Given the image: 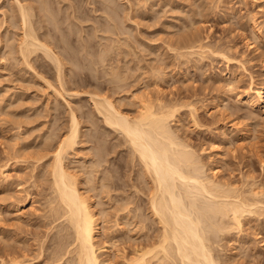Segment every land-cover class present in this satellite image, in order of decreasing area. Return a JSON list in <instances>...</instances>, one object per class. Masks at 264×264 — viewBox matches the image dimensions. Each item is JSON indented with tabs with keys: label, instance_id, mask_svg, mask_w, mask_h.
<instances>
[{
	"label": "rangeland",
	"instance_id": "374dc122",
	"mask_svg": "<svg viewBox=\"0 0 264 264\" xmlns=\"http://www.w3.org/2000/svg\"><path fill=\"white\" fill-rule=\"evenodd\" d=\"M12 1L14 2V0H0V7H2V3H3V5L6 6V7L4 6V8L2 7L5 10V12L7 10L8 12L10 11L9 9L10 6H11L12 11L13 9L16 10L18 6H14V8L12 9V6L16 3V1L13 5H12ZM10 2H11V5H9ZM147 2L148 0H128V1L127 0H118V1L115 0V3L118 4V6L120 5L118 9L120 10L121 8L122 10H124V12L122 10L120 11L118 10L116 14H120V16H122L121 12H123L122 13L123 16L124 14L126 15V17L124 16L123 18L127 19V20L126 19L124 20L121 18L120 20H122V23L121 21L119 23L120 17H118L119 15H115L118 18L117 19L118 24L122 25L123 23L124 24L126 23L124 25L126 29L120 26L122 28L121 32H124V30L129 29L131 36L127 35V32H129V30L125 31L124 34L121 33V35L123 34L126 37H124L123 35L122 36L119 35L120 33L118 35L110 34V33H106L107 31H103V30L102 31L99 30V33L97 34V36L95 34L92 35V38H93L92 45L94 43V45L92 46V49L94 51H95L94 46H97V45L99 46L103 43H104L103 45H105V42L102 39L106 37H110L111 39V37L114 36L115 39L119 38V40H121L117 42L120 43L118 45H121L120 47L122 48H120L116 44L115 45L116 49H114L113 51L115 50L117 51L115 52L112 51L111 55L109 56L110 57L112 55L113 56L111 58H109L108 56L107 59L105 60L107 62L105 63L108 64V61H109L108 58L110 59L111 63L114 62V59H115V62L113 63V65L115 64L116 66L115 65L114 66L118 68H114V66L110 64V61H109V64L113 66V68L109 64L108 65L110 66V68H112V70L119 69V71L122 72L123 76L128 78L125 84L126 86L124 85L125 90L122 88L123 86L121 87V90H120V87L117 88V90L115 89L116 92L114 89L111 88V86L113 87L115 83L112 82L114 85L111 83L112 75L110 76V72H109L110 70L108 71L109 73L107 74V76L108 75L110 76L111 78L110 80H109V77L107 80L106 78L107 76L104 75L106 74L105 70L107 71L108 69L107 67H105L107 65H103L105 70L101 69V64H105L103 62V63H98V67H96V68H100V69H97L98 72L96 71V68H94V66H92L94 69H91L92 71L90 70V73L91 72L94 73L96 76H99V78L98 77L95 78L96 76H93L91 77L92 79H90V75H89L88 77L90 81L85 80L82 82L83 85L80 87L81 89L80 88L78 89L80 93H78L77 96L76 94H74L75 96H72L70 98L69 95L66 94L65 98H62L61 95H60L61 96L60 98V96L58 95L54 96L55 93H53L54 90H52L53 86H50L49 84L45 83L43 81L44 80L43 77H42L43 78L42 80L40 78V76H44L45 78H48L49 80L52 79L56 81L55 75H54L56 71L55 72L54 70L51 71V69L52 68L54 69V67H52L51 69L50 67L49 69L46 68L47 67L46 64L48 62L44 64V66L42 67L37 65V63H36L37 65L36 66L34 63L31 65V67L27 68V66L29 65L26 62H24L23 58L21 59L22 57L21 55L20 56L18 55L19 52L16 51L17 46H14L13 48V50L15 49L14 50L15 53L9 52L8 54H10L9 56H11V53L15 54V55L12 54V60H13V56L14 57L19 56L14 60L19 59L21 62L17 61L14 65L15 61L14 62L11 61V58L8 59V55L7 57L4 56L6 59L5 58H3V60L0 59L1 60L0 64L2 63V65H0V164H3L5 162L9 163L10 164L9 171L11 172V173L9 172L11 174L10 175L11 177H10V180H8V182L2 183V181L0 180V246L9 245L10 243L13 244L15 241H17L16 242L17 244L19 243L24 244V242H20L22 240L24 241V239H25V242L29 243V241L33 238L35 239L36 236H37L36 238H40L39 236H41V234H42L40 238L41 240L39 241H42V239L44 238L43 234L44 236H46L48 232L47 227L49 228V226L48 225L45 226V223L47 222L46 221L47 217L45 216V214L47 213H44L45 211L44 209H46L45 212L48 211V208H47L48 204L46 203L47 201L46 196L49 198V195L47 194L51 192L49 190L50 189L49 184L51 180V179L49 180V178H51V176L48 175L49 172L47 169L49 166L47 167L45 162L46 161L48 162V159L50 160L51 152L48 153V156L45 159H43V161L39 160L40 162H37L38 160H35L36 159L35 157L38 155L35 154V151L36 152L39 151V150L37 151V149H40L43 146L46 139H48V141L52 140V142L54 143L55 140L56 141L58 140L57 138L60 135H64V133L67 132L65 128L66 127L68 128L69 126V118H70L69 111H71V109H76L77 106L78 108L76 109V112L78 113V115H81L80 120L82 122L81 124L82 133L80 134L81 136L78 137V140L80 142L78 141L75 147L70 149L69 154H67L66 162L70 164L72 170L74 171L76 170L75 173L78 174L77 175L78 180H79L82 190L84 189L83 190L84 192L88 191L87 194L91 195L92 193L90 191H93L95 189V192L93 191L94 194H92L93 196L91 195L94 198L91 197V199L92 201H94V206H96L95 207L96 210L100 211V209L102 208H103L102 210H106L104 211L105 215L104 216L100 215V217L102 216L101 220L103 218V220L101 221V224L103 223L102 225L103 226L105 225L106 230H107L106 232L111 234L110 236H115L113 241L116 243H114L113 241L112 242L116 245H113L111 243L113 247L109 246V249L112 247L109 252L111 253L110 255H112V259L113 260L118 259L119 261L118 264H125V263L129 264L126 261L130 258V256L134 255V252H133L134 247H136L139 243L141 244V241H143L144 236L142 237L143 233H140V232H144V231L140 228L139 223H137L138 222L137 219H139V217L134 218V216H136L135 211L134 212L132 211V214L134 213V215H133V218H131L132 217L131 212H130V215H128L126 213L127 209L123 207V206H126V205H123L125 204L123 200L125 196L127 198V195L129 194L128 195L130 196L129 198L132 197L131 198L132 200H134V198L138 200V195L141 193L140 192L138 194L137 192L136 194L135 189L130 185L131 183H129L130 180L132 181V177H133V181L136 182L135 177L137 174L136 173L137 169L139 167V164H137V161H136L137 158L135 157L136 159H134V162L133 161L132 163L130 162L131 161L130 158L132 157L130 156L129 148L131 147L127 146L128 142L124 144V142L126 141H125V137L123 136V134L113 129L112 127H109L108 124L106 125L102 119V116L100 114L99 116L96 111H93L95 110V108H93L94 105L92 101V93H91L92 91L93 92L97 91L96 93L97 94L99 93V95L110 92L107 94L109 95L111 94L110 96L116 100L117 102L116 104H119L117 106L119 107L122 106L121 109L122 108L123 110L125 109V111L129 112L131 115H134L133 112L136 114L139 111L140 109L139 106H141L140 105L141 98L144 99L142 100V102L147 100L146 102H152V103L154 102V103L159 104L163 101V103L161 104L165 105L166 103V105L164 106L160 104L162 106V109H168L170 107L171 108L173 107L174 109L173 108L172 109L174 111L176 110L174 119L172 120L173 124L171 123L173 128L177 130V132L180 134L182 139L184 140L187 139L193 146L197 148V151L200 152L199 155L201 156V159L204 162L206 161L208 162V163L206 162L207 163L206 165L208 166L207 172L210 176L218 178V179H222L224 181L226 180L229 183L231 182L230 184L233 183L232 184L233 186L234 185L236 186L238 184L239 186L238 185L237 186L242 187L243 189L244 187L245 189H247V186L249 188L248 183L250 182L251 184L252 180H254L253 178H255V180H258L259 182L264 181V113L261 111L260 108L254 109V112L252 111L253 114L248 113L249 106L245 102V99L240 102L237 99V94H236L237 92L244 93V91L248 88L249 86L248 84L250 83V80H251L250 79L251 75L254 77L255 83H258V84L264 83V59L260 53L261 49L264 48V39L257 38L258 36L257 37L254 36L255 34L253 33L254 25H257L259 23L260 25L264 26V0H166V1L165 0H149V2L148 3ZM140 3H143L141 4L142 7L139 5ZM7 4L9 5V7ZM136 7L140 9H137ZM15 10L13 12H15ZM100 11H101V14H100ZM8 12H7L8 14L7 15L8 19H7L6 15L5 17H3L4 12L2 13V9H0V16L3 14L1 16V19L3 17L6 23L9 22L8 23L9 25H8V24H5L3 20L0 19L1 24L2 23L5 24V25L2 24L0 26V32H2V34L0 33V35H2L0 36V39L3 38L4 36L3 32H5L6 34V30L8 26H9L8 28L9 35H12L13 33L12 34L10 33L13 32L15 29L14 28L13 30H10L14 27V25H11L10 22H13L14 20L16 22L17 15H14V17L13 16L11 17L9 14L11 13L12 15L13 12H10V13ZM98 12L100 15L98 14ZM16 13H17V10H16ZM92 14L96 16L99 15L98 19L100 20L105 21L106 19L104 17L105 13L104 11H102V9H100L99 11L97 10L93 11ZM127 14L128 15L131 14L132 17L131 16L127 17ZM188 17L189 19L191 18L192 20L194 17L195 21L194 20L193 21L196 23H194L191 19L189 21V19H187ZM98 19L97 21H99ZM93 20L94 21H92V25H93V22H96L95 21L96 19H93ZM123 21H126V22H123ZM189 22H193V23H189ZM188 24H190L189 28H191V30H193L194 28L193 31L198 34V37L201 38V40L203 41L205 40L204 43L209 42L210 44L208 45H211V43L213 44V46L211 45V49L210 48L207 49L208 47L206 48V51L208 53L204 51L203 52L204 54H203L202 51H200L202 53L200 54V56L198 55L199 54L198 52H195L196 54L193 53L195 54V57L192 56L193 54L190 55V53H189V57H187L186 55L185 56L180 55V57H178L179 54L176 50H179L180 48L177 47L176 44L181 42V41L178 42V40H180L178 39L180 38L179 33H183L182 31L185 32L187 30L185 29V27ZM15 25H18L17 22ZM191 25H193L194 27ZM4 26L6 27V30ZM127 26L129 28H127ZM17 29H15L16 30L15 32L16 33L20 32L19 30L17 31ZM19 29H20V25H19ZM104 32H105V35H104ZM16 33L14 34L15 36L13 35L14 37L12 36L14 41H15ZM109 34L112 36H109ZM99 35H100V38H102L101 40L98 39ZM94 36L96 37L94 38ZM132 36H135V37L132 38ZM9 37L11 38V36H8L7 38ZM7 38L5 35V38H3V42H4V39L6 40ZM129 39H131V41ZM11 40L8 39V41H11ZM96 40L98 41L99 44L97 43ZM99 40L102 41V43H100ZM105 40L106 42L108 41L112 43L113 39L109 41V38H106ZM8 41L6 40L7 43H10ZM14 41H11V42H14ZM122 41H123L124 46H122ZM176 41L178 43L173 45V43H175ZM3 42L2 43L0 42V50L3 49L2 47H4V45L6 44V42L5 43ZM130 42H132V44H130ZM17 43H18V40H17ZM125 43H127V45ZM134 43L137 46V47L135 46L136 48L134 49L136 52L133 50ZM139 43L142 45H140ZM169 43L172 44V46ZM13 45H16V42L12 44V46ZM128 45H132L133 48ZM98 46L96 48H98ZM100 47L101 46H99L97 51H99ZM221 47L227 48L226 50H228L229 54L231 55V59H229L230 61L225 60L226 59L225 57H223L222 59V56H220V52H221L220 50L224 49V48L220 49ZM8 48L3 49L5 51V52L3 51V53L6 54V50ZM130 48L131 50H133L132 51L133 53L129 52ZM230 48H234L235 50L234 49L231 50ZM172 49L173 50L175 49L174 50L175 52ZM123 51L124 53L126 52L125 55L129 56V58L124 55ZM127 51L129 52V54ZM216 51L218 54H216ZM1 52L2 50L0 51V54L3 57V54ZM117 52L120 53L119 55L120 57L118 56V54H116ZM211 52L213 53V56H211L212 55ZM140 53H142L141 54L142 57H140L141 56ZM175 53L177 54V56ZM1 55H0V58H2ZM201 55L202 56L204 55L202 59H200ZM197 56H198V59H197ZM124 57H126L125 59L126 61L128 60H131V61L130 62L128 61L129 63L125 62L124 59H121ZM94 58H96V55H94ZM180 58L182 60H180ZM119 59H121L122 61ZM196 60H197V63H196ZM116 61L120 65H122L121 68H119V64ZM7 62H11V63L13 62V63L12 64L8 63L11 65V66L10 65L8 66ZM22 62L24 63L21 64ZM5 63L7 67L5 66ZM127 63L129 65H127ZM52 64L50 65L53 66ZM3 65L5 68L3 67ZM149 65L150 67L148 68ZM32 66L35 67L37 70H34L35 68H32ZM29 68H32V70L31 69L29 70ZM153 68H156V69H153ZM86 69H89V68L85 67V70L84 69L83 70L85 73H88L89 71H87ZM126 69L127 70L130 69L128 70V73ZM160 69L163 71V73ZM93 70H95L96 73ZM153 70H155L156 72H154ZM157 70H159L162 74L158 72ZM35 71L36 73L38 71L39 77H37L38 75L35 73ZM101 72H105V73H101ZM40 73L42 75H40ZM35 77H37V79ZM231 77L232 79H236L234 82L235 85L233 86V88L229 87L231 89L228 90V88L224 85L226 84L225 81L230 80ZM29 79L32 81H30ZM33 79H36V80H33ZM96 79H97V82H95ZM55 81L54 83L52 81L51 82L55 84ZM38 82H40L41 84ZM109 83L111 86L109 85ZM56 84L58 85V83ZM88 85H91V86H88ZM94 85L97 87H95ZM49 86L51 88H49ZM106 86H108L109 88ZM96 88H99V89L96 90ZM84 89H86V91H84ZM92 89H95V91ZM110 90L111 91L114 90V91L111 93ZM154 94L155 96L153 98L152 95ZM62 99H64V101ZM65 102H67L68 105L71 103L70 106L73 108H70V106H68L67 103ZM190 102L192 103V105ZM232 102L234 103L232 104ZM194 103H195L196 112H197L195 113V117L197 116L196 120H193L194 114L190 112L191 110H189L191 106L194 105ZM74 105L76 106V108ZM167 105H168V108H166ZM234 106H236L237 108L235 107L236 109H232L234 108ZM240 106L242 107V109ZM55 109L57 110L55 111ZM51 110H53L55 113ZM93 112H95L96 115L93 114ZM85 113L86 114L88 113V115L86 116ZM254 113L258 114L256 115L257 117H255ZM93 119H95L94 120L95 122L97 121V123L94 122L95 125L94 123L93 124L91 123L93 122ZM90 120L92 121L90 122ZM98 120L101 123H99ZM88 121L90 122L91 125L89 124ZM85 128H87L86 131H85ZM92 129L93 130L96 129L95 132L98 131L97 134ZM225 130L228 132H231L230 133L231 136L229 138H225V136H222L224 135V133H226V132H223ZM83 133L85 134V136ZM87 133H91L92 135L90 134L88 135ZM91 136H93V139L94 138L95 139L92 140ZM95 145L103 148V153L106 151L104 153V158H105V154H107L106 156L108 157L105 158L106 159L105 162L103 161L104 164L106 163L105 165L102 164L98 166V168L101 166L103 168L101 169L99 168V171L94 170L93 173L91 172L90 175H87L89 173H85V172L87 169H90L89 167L92 165L91 163H88V162H92L94 157H97L96 155H93V153L95 154L94 148H99V147H94ZM39 146L41 147L38 148ZM33 154L34 156L35 155L36 156L31 157L33 156ZM34 161L37 162L38 165H40V163L42 164L45 163L43 165H46L45 167L47 169L43 167L42 164H41L42 166H38V165L35 166L36 163ZM125 162L127 163L125 164ZM128 162H130L131 164ZM133 163H136L138 165V166L136 165L137 168L135 164H134L135 168L134 166H131L133 165ZM85 164L88 166H85ZM110 164H111V169H105V167L106 166L108 167ZM84 166L86 167V169L84 168ZM100 170H104V171H100ZM99 172H102V173H99ZM108 172H110L111 175L114 173L115 176L112 175L113 176L112 179L113 180L115 179L114 183L116 182V180L118 181L119 179L120 181V182L118 181L119 184L116 182L117 187L118 185H120L119 187H121V183H122L121 189L118 188L119 191L116 190V188H113L111 190V194H109L110 197L108 196L109 192L108 193L107 191L104 192L105 190L104 187L102 188L104 190L101 191L102 189L100 188V185H99V179L101 180V178L105 175L107 176L110 175ZM94 173H96L97 175L93 176ZM86 175H87V178L90 179V180L88 179L89 181L87 180V178H85ZM250 175H251L250 178H252L253 176L252 180L248 179ZM45 176L47 177L45 178ZM93 178L95 180H93ZM85 179L88 182L92 180L91 181L92 185L93 184L94 185L93 187L91 185L90 186L93 189L88 185L90 183H88ZM244 179L245 181H247V184L246 182L244 183L245 185L243 184ZM125 181L126 183H124ZM98 185L99 187H97ZM88 186L89 188H91V190L88 189ZM98 189H101V190H98ZM26 190L29 193H31V199L27 201V203L25 204V208H23L22 210L16 211L14 205L12 204L13 203L12 200L15 198H18V196H21L20 198H24L23 197L24 194L25 195L27 194ZM100 191L102 193H100ZM98 195H100L101 197ZM112 195H113V198H112ZM144 196L145 195H143L142 197V194H141V198H144ZM98 198H101L102 201H100L101 199H98ZM115 198H117L116 199L117 201L115 200ZM97 200L100 203H98ZM136 201L131 203L132 205L131 204L130 205L132 207L135 206ZM45 203L47 205H45ZM95 203L99 204V206L96 205ZM119 206H122L121 209L123 212L121 211ZM116 207H118L119 211L117 210ZM143 210L147 213V215L150 214L149 217H152L150 209L145 210V207H144ZM101 212L103 213V211ZM101 212H98V213H101ZM106 212H109V213H106ZM115 213H116V216H115ZM124 213H126L128 217L127 215L124 216L123 215ZM107 214H109V216H107ZM256 216L253 213L245 216L242 228L236 229L235 227H233L231 230H229L228 233L226 232L225 234H222L223 238L221 237L220 238L221 240L219 239L220 242L218 241L219 247L216 245L219 248V249L217 248L218 251H220V253L225 258L228 255L235 256L236 257L235 260L231 258L232 262L233 260L234 262L237 261L235 262V264H238V263L241 264L240 262H242V264H264V217H263L264 213H262V216L259 215L260 217L258 215ZM105 217H108V218H105ZM132 219L134 220L136 219V222L134 220L133 222ZM131 221L133 224H131ZM134 223L136 225H134ZM114 226H117V227H114ZM137 226H138V229H137ZM35 231H37L38 234L40 235H38L37 232L35 233ZM102 231H103V228H102ZM18 233H20V235ZM101 235L102 237H100ZM100 236L98 237L100 241H101V238L102 240H104V237L105 238L107 237L104 233L100 234ZM12 239H14L15 241L14 240L12 241ZM34 239L30 241L31 242L30 245L33 244L32 241H34ZM49 239L50 237L46 239L44 238L43 240L49 241ZM52 239L49 242H51ZM47 241H45V245ZM53 243L54 242L52 241V244ZM121 245L123 246V248ZM36 246H39V245H36ZM36 246L34 245L33 248H35ZM129 246H131L130 247L131 249L128 248ZM130 250L132 251L130 252ZM121 253H123L124 256ZM106 254L104 255L102 254V255L105 256ZM107 256L108 255H106L105 257ZM125 256H127L126 257L127 259L125 258ZM124 258L126 261L124 260ZM45 259L46 258L43 256H42V259L40 258L41 264H46V262H43L45 261ZM134 262L135 263H132V264H140L136 261ZM36 263L34 262L32 264H36ZM158 264H165V263L162 261V263L160 262Z\"/></svg>",
	"mask_w": 264,
	"mask_h": 264
},
{
	"label": "bare ground",
	"instance_id": "6f19581e",
	"mask_svg": "<svg viewBox=\"0 0 264 264\" xmlns=\"http://www.w3.org/2000/svg\"><path fill=\"white\" fill-rule=\"evenodd\" d=\"M15 1H16V3H15ZM116 1H118V0H116ZM148 2H149V0H148ZM116 3H115V0H29V1L28 0H14V2L12 1V5L14 4L12 6V9L14 8V6H18L17 8L15 7L17 10V13H16L15 9H13V11L15 10V12H13L11 10V6L9 8L10 11L8 12V10H7L5 12V10L3 9L5 5H3V3H2L3 8L0 7V9H2V13L4 12L3 13L4 15L2 14L3 17H5V15H6V18L8 19L7 12L8 13L13 12L12 15H11V13L9 14L11 17L12 16L14 17V15H17L16 22L18 25H15L16 24L15 20L13 22H10L11 25H14V27L10 30H13L14 28L17 29V27H18L17 31L19 30L20 32L16 33L15 32L16 30L14 29L13 32L10 31L11 32L10 34H12V33L13 34L9 35V33H8V28H9L8 23L9 22L6 23L4 21L3 17L1 19L2 15L0 16V19L3 20V22L5 24H8L7 30H6V27L4 26L5 30H6V34H5V32H3L4 33L3 38H5V35H6V38L8 36H11V38L9 37L6 39L7 41H8V39L11 40V39H13V37L15 36L14 34L16 33L15 41H14V39L11 40L14 42L8 41L10 43H7L5 39H4V42H3V38H1L2 41L0 39L1 43L6 42V44L4 45L5 48H8L10 46L8 48L10 51L7 49L8 51L6 50V54L3 53V51H4L3 49H5V48L2 47L3 49H1L2 50L1 53L3 54V57L0 54L2 57L0 59L3 60V58L7 57V55H8V59L11 58V61H13V62L15 61L14 62V65H15V63L17 61H20V60L19 59L14 60V59H16L17 57H19L21 55L22 56L21 59L23 58L24 62H26L29 65V66H27V68L31 67V65L34 63H35V65L37 63V65L42 67V66H44V64H46L48 62L46 64L47 65L46 68L49 69V67H50V69H51L52 67H54V69L52 68L51 71H53V70H54V72L56 71L54 75H55V79L57 82L55 80H52V79L49 80L48 78H45L44 76H40V78H41V80L44 78L43 81L45 83L49 84L50 86H53L54 89L52 88V90H54V92H53V93H55L54 96L55 95L56 96L61 95L62 98H65L66 94H68L70 98L72 96H75L74 94H76V96H77V94L80 93L78 89L83 85L82 82L85 80H89V77H88L89 75H90V79H92L91 77L96 76L94 73L91 72L92 74H94V75H92L90 73V70L98 67V63L107 62L105 60L107 59V57L109 55H111V52L114 49H116L115 45L120 44L118 42L121 40H119V38L115 39L114 36H112L110 34H117L118 35L120 33L119 35H121V33L124 34L125 31L129 30V29H127V30L123 29L124 32H121L122 28L120 26H122L126 29V27L124 26L126 23L125 24L123 23L122 25L118 24V21H117L118 18L115 15H119L118 16V17H120L119 23H120V21L122 23V20H120V19L121 18L124 19L123 17L124 16L126 17V15L124 14V16H123L122 13L124 12V10H122L121 8H120V10L123 11V12H121L122 16H120V14H116V12H118V10H119L118 8L120 6V5L118 6V4H116ZM144 3H145V1H144ZM141 4H143V3L139 4L142 7ZM9 5H11V2ZM9 5H8V7H9ZM136 8L140 9L138 7H136ZM100 9H102V11H104V13H105L104 14L105 15L104 17L106 18L105 21L98 19L99 18L98 16L101 14V11H100V14L98 12V14H99L98 16L94 15L95 13L92 14L93 11H96V10L99 11ZM190 13H189V15H190ZM128 16L132 17L131 14L130 15L127 14V17ZM93 19H96L95 20L96 22H93V25H92V21H94ZM97 19L99 21H97ZM187 19H189V17ZM190 19H189V21H190ZM193 20L195 21L194 17H193ZM123 22H126V21H123ZM186 22H188V21H186ZM193 22H189V23H193ZM4 23H2V24H4ZM194 23H196V22H194ZM2 24L0 22V26ZM19 25H20V29H19ZM187 26H188V28H187ZM189 26H190V24L186 25L185 29H187V30L185 32L182 31L183 33H179L180 38H178V37L177 38L180 39V40H178V42L181 41L180 43H178L177 41L175 43L172 42L173 45L178 43V44H176L177 47L180 48V49L178 48L179 50H176L179 54L178 57H180V55L181 56L186 55L187 57H189V53H190V55H192L195 52H198L199 53L198 55L200 56V54H202L204 51H206L207 47H208L207 49H209V48L211 49V45L213 46L212 43H211V45H208V44H210L209 42L204 43L205 40L204 41L201 40V38L198 37V34L193 31L194 28H193V30H191V28H189ZM191 26H193V25H191ZM127 28H129V27L127 26ZM99 30L107 31L106 33H110L109 36H112L111 39H113V40H112V43H110L108 41L106 42L105 39L109 38V41H110L111 40L110 37L104 36L106 38L102 39V38H100V35H99L98 39H100V40L102 39L105 42V45H103L104 43L99 45L102 47V48L100 47L101 50L99 49V51H97L99 46L97 45L98 48H96L97 46H94L95 47V51H94L92 49V46L94 45V43L92 45V39H93L92 35L95 34L97 36V34L99 33ZM253 31H254L253 33L255 34L254 36H256V37L258 36L257 38H263L264 39V26H262L258 23L257 25H254ZM0 33L2 34V32H0ZM7 34H8V36H7ZM17 34H18V36H17ZM101 34H103V33H101ZM104 35H105V32H104ZM127 35H130V30H129V32H127ZM132 35H133V33H132ZM0 36H2V35H0ZM96 36H94V38ZM124 37H126V36H124ZM133 37H135V36H132V38ZM256 37H255V39H256ZM126 39H128V38H126ZM17 40H18V43H17ZM100 40H99V42L102 43V41H100ZM129 40L131 41V39H129ZM257 40H259V39H257ZM133 41H135V40H133ZM15 42H16V45L12 46V44H14ZM97 43H98V41H97ZM125 44L127 45V43H125ZM130 44H132V42H130ZM133 45H134L133 46L134 48L132 47V45H128V46H131L134 50L137 46L135 45V43ZM140 45H142V44H140ZM170 45L172 46V44H170ZM14 46H17L16 51L19 52V54H18L19 56H16V57L13 56V60H12V54L13 53H11V56H9L10 54H8V53L14 52V50H15V49L13 50ZM118 46L120 47L121 45H118ZM122 46H124L123 41H122ZM251 46H253V45H251ZM120 48H122V47H120ZM148 48H149V46H148ZM222 48H224V47H221L220 49H222ZM126 49H127V47H126ZM145 49H146V47H145ZM226 49L227 48L220 50L221 51L220 56H222V59H223V57H225L226 58V59L224 58L225 60L230 61L229 59H231V55L229 54L228 50H226ZM230 49L232 50L234 48H230ZM262 49H261L260 53L264 59V48H262ZM130 50H131V48H130ZM130 50H129V52L133 53L132 52L133 50H131V51ZM115 51H117V50H115ZM115 51H113V52H115ZM200 51H202V53ZM129 52H128V54H129ZM206 52H205V54H206ZM123 53H124V51H123ZM125 53H124V55H125ZM116 54H118V56L120 55V53H118V52ZM141 54L142 53H140V55ZM195 54H193L192 56L195 57ZM216 54H218L217 51H216ZM13 55H15V54H13ZM94 55H96V58H94ZM125 56H127V55H125ZM176 56H177V54H176ZM203 56L201 55L200 59H202ZM211 56H213V53ZM235 56H237V55H235ZM111 57L109 56V58H111ZM127 57L129 58V56H127ZM140 57H142V55ZM109 58H108V60L110 61ZM232 58H233V56H232ZM121 59L125 60L126 57L121 58ZM121 59H119V60H121ZM197 59H198V56H197ZM180 60H182V59L180 58ZM109 61H108V64H109ZM128 61L130 62L131 60H128ZM128 61L125 60V62H128ZM24 62H22L21 64H23ZM114 62H115V59H114ZM114 62L111 63V61H110V64L113 65ZM125 62H123V63H125ZM8 63H11V62H7V64ZM128 63H127V65H129ZM196 63H197V60H196ZM50 64H52L53 66H51ZM108 64H106V63L101 64V69H104L103 65H107L105 67H107L108 70L106 71L104 69L106 72V74H104V75L107 76V74L110 72V76L112 75L111 76L112 79L110 78L109 75L106 78L108 80V77H109V80L110 79L112 80L111 83L112 82L115 83V85L112 83L114 85L113 87L110 85V83H109V85L114 90L115 89L117 90V88H119V87L121 90L122 86H123L122 88L124 89L126 86L125 84H126L128 78L124 77L122 72L119 71V69L118 70L117 69L112 70V68L115 64L113 66H111L109 64L112 68H110V66ZM121 64H122V62H121ZM0 65H2V63ZM9 65L10 64H8V66ZM150 65L148 66V68L150 67ZM5 66H6V63H5ZM33 66H32V68H35ZM92 66H94V68ZM115 66H114V68H118ZM3 67H4V65H3ZM85 67L89 68V69H86L87 71H89L88 73L84 72ZM121 67H122V65L119 64V68H121ZM153 67H154V65H153ZM200 67H201V65H200ZM32 68H29V70L30 69L32 70ZM97 69H100V68H96V71H97ZM153 69H156V68H153ZM34 70H37V69L35 68ZM128 70H130V69H128ZM128 70H127V73H128ZM38 71H37V73L35 71V73L38 75L37 77H39ZM93 71L96 73L95 70H93ZM153 71L156 72L155 70H153ZM157 71L160 72L159 70H157ZM105 72H101V73H105ZM162 73H163V71H162ZM40 75H42V74L40 73ZM102 76H103V74H102ZM37 77H35V78L37 79ZM97 77L99 78V76H96L95 78H97ZM32 78H33V76H32ZM36 79H33V80H36ZM53 79H54V77H53ZM250 79H251L250 83L248 84L249 86L244 91V93H241V92L236 93L237 99L240 102L245 99V102L249 106L248 107L249 109L246 107L249 110L248 113L253 114L254 109H257V108H260L261 111L264 113V83H260V84L255 83L254 77L252 75H251ZM235 80L236 79H232V77H231L230 80L225 81L226 84L224 86H226L228 88V90L231 89L229 87L233 88V86L235 85V83H234ZM30 81H32V80H30ZM51 81L53 83L55 81V84L58 83V85L53 84ZM91 82H92V80H91ZM95 82H97V79ZM38 83H40V82H38ZM99 83H100V81H99ZM47 84H46V86H47ZM50 86H49V88H51ZM88 86H91V85H88ZM99 86H100V84H99ZM95 87H97V86H95ZM106 87H108V86H106ZM98 89L99 88H96V90H98ZM92 90L95 91V89H92ZM116 90H115V92H116ZM84 91H86V89H84ZM113 91H111V93ZM96 92H93V91L91 92L92 93V101H93V105H94L93 108H95V110H93V109L92 110L96 111L98 113V115L100 114L102 116V119L106 125L108 124L109 127H112L113 129H115V130H117L123 134V136L125 137V141H126V142H124V144L128 142L127 146L131 147V148H129L130 149L129 153H130V156L132 157V158H130L131 159L130 162L131 163H132V161L134 162V159L137 158L136 161H137V164H139V167H138L137 172H136L137 174L135 177L136 182L133 181V177H132L133 182L130 180L131 178L128 179V180H130V182H129V183H131L130 185L135 189L136 194H137V192H138V194L141 192L138 195L139 201L136 198H134V200L135 201L137 200V201L135 203L136 205L132 207L131 203H133L135 201L131 199L132 197L129 198L130 197V196H128L129 194L127 195V198L125 196L124 199L123 198L122 199L124 200V203H125L123 205H126V206H123L127 209L126 213L128 215H130V212L132 214V211L133 212L135 211L136 216H134V218L139 217V219H137V221H138L137 223H139L140 228L144 231V232H140V233H143L142 237L144 236L143 237L144 239H143V241H141V244L139 243L136 247H134V245H133L134 255L132 253L133 256H130V258L128 256L129 259L127 261L125 260V258L127 256H125L124 260L129 264L135 263L134 261H136L140 264H158L160 262L162 263V261L165 264H231L232 259L235 260L236 257L233 255L232 256L228 255L225 258L220 253V251H218V249H219L218 248L219 247L218 241L220 242V240H221L220 238L221 237L223 238L222 234H225L226 232L228 233L229 230H231L233 227H235L236 229L237 228L241 229L242 225H243L244 218L248 214L250 215L253 213V214H255V216L256 215L262 216V213H264V181L259 182L258 180H255V178H253V176H252V178L254 180H252V178H250L251 177V175H250L248 179H251L252 182L250 184V182H249L250 180H249L248 181L249 182L248 183L249 188L247 186V189H245V187L243 189L242 187H238L239 186L238 184H237L238 186L237 185L233 186L232 185L233 183L230 184L231 182L229 183L226 180L224 181L222 179H218V178L210 176L207 172L208 166L206 164L208 162L207 161H206L207 163L204 162L201 159V156L199 155L200 152L197 151V148L195 146H193L187 139L186 140L182 139L180 134L177 132V130L175 128H173V126H172L173 121L172 120L174 119L176 110L174 111L173 107H172L173 109L171 107L168 108V105L166 107L168 109H162L161 105H164V104H161V103H163V101L159 104L154 103V102L153 103L152 102H146L147 100L142 102V100H144V99L141 98V100L139 99L141 101V104H140L141 106H139L140 107L139 111L136 114L133 112L134 115H131L129 112L125 111V109L124 110H123V108L121 109L122 106L121 107L117 106L119 104H116L117 103L116 100L110 96L111 94L110 95L107 94L110 92L104 93L102 95H99V93L97 94ZM61 96H60V98H61ZM154 96H155V94L152 95L153 98H154ZM156 96H158V95H156ZM146 99H147V97H146ZM62 100L64 101V99H62ZM65 103H67V102H65ZM233 103L234 102H232V104ZM227 104H229V103H227ZM230 104H231V102H230ZM67 105H68V103H67ZM70 105H71V103L68 106H70ZM165 105H166V103H165ZM191 105H192V103H191ZM235 107L236 106H234V108H232V109L237 108V107L236 108ZM70 108H73V107L70 106ZM75 108H76V106H75ZM77 108H78V106H77ZM76 109H71V111H69L70 112L69 126H68V128L67 127L65 128L67 130V132H65L66 134L64 133V135H60V136L58 135L59 137L57 136L58 140L57 141L55 140L56 142L53 139L54 143L52 142L51 139H50L51 141H48V139H46L43 146L38 147V148L41 147L40 149H37V151L38 150L39 151L38 152L35 151V154L38 156L35 155L36 156L35 157L34 154H33V156H31V157H35L36 158L35 160H38L37 162H40V161H43V159H45L48 156V153L51 152L50 160L48 158H47L48 162L46 161L47 159L45 160L47 167L49 166L48 169L45 167L46 165H43L45 163H43V164L40 163V165H38L37 162H35V161L34 162L36 163L35 166L36 165H38V166L43 165V167H45L48 170V172H49L48 175L51 176V178H49V180L51 179L50 184H49L50 185L49 190L51 192L47 194V195H49V198L46 196V200L48 201V202L46 201V203L48 204V207H47L48 211L45 212L46 209H44L45 210L44 213H47V214H45V216L47 217V219H46L47 222L45 223V226L48 225L49 228L47 227L48 232H47L46 236H44V234H43V237L45 239L50 237L49 241L53 237L52 241L54 243L52 244V241L49 242L47 240H43L44 238L42 239V241H39V240H41L40 238H41L42 234H41V236H39L40 238H36L37 236L35 237V239L33 238L34 241H32V243L35 246L39 245V246H36L35 248H33V246H34L33 244L30 245V243H31L30 241L33 239H31L29 241V243L25 242V239H24V241L23 240L20 241V242H24V244L19 243L21 245L17 244L16 243L17 241L12 239V241L13 240L15 241L13 243L14 245L12 243H10L12 245L11 246L8 243L9 245L0 246V264H32L34 262L41 264L40 258L42 259V256L46 258L45 261L42 260L43 262H46V264H49V263L50 264H118L119 263L118 259L114 258L115 260H113L112 255H110L111 253H109L110 249L113 247V245H116V244H114L116 242L113 241L115 236H110L111 234L106 232L107 230H106L105 225L103 226L102 225L103 223L101 224V221L103 220V218L101 220L102 216L100 217V215L104 216L105 215L104 211H106V210H102L103 209L102 208V209H100V211H97L95 208L96 206H94V201H92V199H91V197L93 196L92 194H94L93 191L95 192V189L93 191H90L92 193L91 194L92 196L90 194H87L88 191L84 192L83 191L84 189L82 190V188L80 186L78 176H77L78 174L75 173L76 170L75 171L72 170L70 164H68V162H66L67 154H69L70 149L74 148L75 145L78 143V141H79L78 137L81 136L80 134L82 133L81 132L82 131L81 130L82 122L80 120L81 115H78V113L76 112ZM241 109H242V107H241ZM56 110L57 109H55V111ZM59 110H60V108H59ZM189 110H191L190 112H192L194 114L193 120H196L197 116L195 117V113H197V112H196L195 103L193 106H191V108ZM51 111H53V110H51ZM93 114L96 115L95 112H93ZM93 114H92V116H93ZM87 115H88V113L86 114V116ZM256 115H258V114H255V117H257ZM95 119H93V122H91L92 120H90V122L93 124L95 122L94 121ZM90 122H89V124H90ZM98 122H99V120H98ZM95 123H97V121ZM95 123H94V125H95ZM99 123H101V122H99ZM96 126H97V124H96ZM96 126H95V128H96ZM54 129H55V127H54ZM86 129L87 128H85V131H86ZM93 131L95 132L96 129H94ZM97 132H95V133L97 134ZM223 132H226V133H224V135H222V136H225V138H229L231 136L230 135L231 132H228L226 130ZM46 133H48V132H46ZM87 134L92 135L91 133H87ZM84 136H85V134H84ZM91 137H92V140L95 139V138L93 139V136H91ZM54 138H56V137H54ZM94 147H99V146L95 145ZM92 148H93V146H92ZM94 149L93 150H94L95 154L93 153V155H96L97 157H94L92 162H88V163H91L92 165L91 166L89 165L90 166L89 168L91 170L90 169L86 170L85 173H89L87 175H90L91 172L93 173L94 170L99 171V168L100 169L103 168L102 166L98 168V166H100L102 164L105 165L106 163L104 164L103 161L105 162V160H106L105 158L108 157V156H106L107 154H105V158H104V153L106 151L103 153V148L99 147V148H94ZM52 152H53V154H52ZM131 153H132V155H131ZM130 162H128V163H130ZM126 163L127 162H125V164ZM134 164H135V166L137 165L136 163H133V165H131V166H134ZM9 165L10 164L7 162L0 164V180L2 181V183L8 182V180H10V177H11L10 173L11 172L9 171ZM85 166H88V165L85 164ZM85 166H84V168L86 169ZM109 166L108 167L106 166L105 169H111V164ZM135 166H134V168H135ZM137 166H136V168H137ZM100 171H104V170H100ZM108 171H110V170H108ZM110 172H112V171H110ZM110 172H108V173L110 174ZM99 173H102V172H99ZM80 175H81V173H80ZM87 175L85 178H87ZM96 175L97 174L94 173L93 176H96ZM110 175H108V176L105 175L102 178L99 177V178H101V180L99 179L100 188L102 189L104 187L105 190L104 189H102V190L98 189V190H101V191L104 190V192L107 191V193L109 192L108 196H109V194H111V190L113 188H116V190H118V188L121 189V187H122V183H121V187H119L120 185H118V187H117L116 182L118 183L119 179H118V181L116 180V182L114 183L115 179L114 180L112 179V177H113L112 175H114V173L111 176ZM47 176H45V178ZM88 179L89 178H87V180ZM93 180H95V179L93 178ZM128 180H126V181H128ZM91 181L88 182V183H90L88 185L89 186L91 185L93 187L94 184L92 185ZM100 181H102V182H100ZM126 181L124 183H126ZM245 182L247 184V181H245V179H244L243 184ZM99 185L97 187H99ZM89 186H88V189L91 190L92 187L90 186L91 188H89ZM123 186H125V185H123ZM124 188H126V187H124ZM133 188H131V189H133ZM122 190H123V188H122ZM101 191H100V193H102ZM123 192H125V191H123ZM26 193H27L26 195L25 194H24V196L22 195L24 198H20L21 196H18V198H15L12 200V202H13L12 204L14 205L16 211H19V210H22L23 208H25V204L27 203L28 200L31 199V193H29L28 191ZM119 194H120V192H119ZM141 194H142V197H143V195H145L144 198H141ZM98 196H100V195H98ZM120 196H121V194H120ZM92 198H94V197H92ZM112 198H113V195H112ZM98 199H101V198H98ZM116 199L117 198H115V200ZM100 201H102V199ZM46 203H45V205H47ZM98 203H100V202L98 201ZM96 205L99 206V204H96ZM119 207L121 209L122 206H119ZM144 207H145V210L150 209L151 216L153 217V219H152V217H149L150 214L147 215V213L143 210ZM44 208H46V207H44ZM116 208L118 210V207H116ZM101 211H103L104 214ZM121 211H122V209H121ZM121 211H120V213H121ZM98 212H101V213H98ZM109 212H106V213H109ZM126 213H124L123 215L126 216L127 215ZM128 215H127V217H128ZM133 215H134V213L132 214L131 218H133ZM107 216H109V214H107ZM115 216H116V213H115ZM105 218H108V217H105ZM116 220H117V218H116ZM133 220L134 219H132V221ZM44 221H43V223H44ZM132 221H131V224H133ZM134 221L136 222V219ZM149 222H150V224H149ZM128 223H130V222H128ZM128 223H127V225H128ZM134 225H136V224L134 223ZM45 226H44V228H45ZM258 226H259V224H258ZM114 227H117V226H114ZM102 228H103V231H102ZM18 229H20V228H18ZM128 229H130V228H128ZM137 229H138V226H137ZM145 229H147V230H145ZM45 230H46V228H45ZM36 232L37 231H35V233ZM103 233L107 236L106 237L107 239L104 237V240H102V238H101V241H100L98 239V237L100 236V234H103ZM18 234L20 235V233H18ZM37 234H38V232H37ZM37 234H35V235H37ZM38 235H40V234H38ZM100 237H102V235ZM45 241H47L46 245H45ZM119 241H117V242H119ZM15 244H17V245H15ZM109 246H112V247L109 249ZM124 246H125V244H124ZM130 247L131 246H129L128 248H130ZM122 248H123V246H122ZM123 250H122V252H123ZM125 251H126V249H125ZM131 251L132 250H130V252ZM102 254L103 255L106 254L108 256L105 257L106 255L103 256ZM121 254L123 255V253H121ZM124 254H125V252H124ZM118 256H120V255H118ZM228 257H230V258H228ZM234 260H233V262H234ZM238 261H240V260H238ZM241 261H243V260H241ZM233 262H232V264H233ZM235 262H237V261H235ZM235 262H234V264H235ZM122 263H123V261H122ZM240 263L242 264V262H240Z\"/></svg>",
	"mask_w": 264,
	"mask_h": 264
}]
</instances>
